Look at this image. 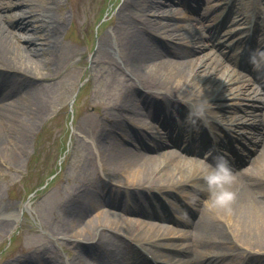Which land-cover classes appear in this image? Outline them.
<instances>
[{"label":"bare ground","instance_id":"6f19581e","mask_svg":"<svg viewBox=\"0 0 264 264\" xmlns=\"http://www.w3.org/2000/svg\"><path fill=\"white\" fill-rule=\"evenodd\" d=\"M58 1L0 0V157L17 156L46 113L64 23L51 11ZM191 1L202 8L193 22L166 0H123L116 50L111 34L100 38L105 82L116 88L97 105L99 119L85 127V185L58 200L63 236L85 242V249L63 259L44 245L4 264H152L145 251L158 264H264V95L249 72L227 61L249 68L263 86L264 72L223 38L230 24L250 23L245 37L251 33L254 49L264 48V16L251 24L253 14H264V0H225L236 6L226 13L210 0ZM200 103L207 105L205 117L194 125L189 107ZM145 116L158 117V127ZM209 129L216 135L205 151L211 161L216 153H237L228 185L235 198L227 208L198 187L204 159L175 148L186 139L188 149L196 146L197 133ZM114 131L137 143L123 145ZM182 196L188 203L174 218L181 227L173 229L163 221Z\"/></svg>","mask_w":264,"mask_h":264},{"label":"rangeland","instance_id":"374dc122","mask_svg":"<svg viewBox=\"0 0 264 264\" xmlns=\"http://www.w3.org/2000/svg\"><path fill=\"white\" fill-rule=\"evenodd\" d=\"M114 1L59 0L52 6L51 11L62 16L64 23L58 31V60L52 66L53 75L57 76L51 81L52 90L46 113L33 127L17 156L0 157V264L18 259L20 262L34 247L44 245L53 246L52 251L63 259L70 257L75 248L85 249V242L76 245L63 236V208L58 200L66 197V191L72 187L85 185L83 165L85 149L90 145L85 139V127L94 116L99 119L96 115L97 105L104 106L102 99L116 88L106 85L104 69L107 65L102 62L104 57L97 51L100 38L107 32L111 34L114 48L117 44L114 24L122 0H118L113 7ZM166 1L185 21L193 22L191 17L201 14L202 8H194L195 1L189 5L181 0ZM224 1L210 0L218 6L224 5L223 13L229 9L236 10L232 1L229 2L230 7ZM19 7L13 6V10ZM259 13L261 17L252 15L251 24L255 19L262 22L264 14ZM249 24H230L225 29L230 28L231 32L225 30L226 35L223 37L225 46L245 52L248 58L255 48L251 33L249 40L244 38ZM238 30L239 33H236ZM204 31L209 32L206 29ZM219 56L222 57V54ZM227 64L238 67L235 61H227ZM247 75L259 94L264 95L260 81ZM91 100L92 104L89 105ZM145 118L158 127V117L150 118L153 121L148 120L147 116ZM100 126L106 127V124L100 123ZM213 131L215 129H209V135L213 136ZM112 133L117 137V131ZM118 140L123 145H132V142H124L122 138ZM231 153L228 152V155L233 159L235 155L232 158ZM201 199L204 201L205 196L202 195ZM176 201L178 206L175 212L179 213L187 206V201L184 197H177ZM173 219L163 222L173 229L180 228L181 225ZM59 236L65 238H57Z\"/></svg>","mask_w":264,"mask_h":264},{"label":"clouds","instance_id":"9594fccd","mask_svg":"<svg viewBox=\"0 0 264 264\" xmlns=\"http://www.w3.org/2000/svg\"><path fill=\"white\" fill-rule=\"evenodd\" d=\"M249 62L257 73L264 72V48L253 49L249 54ZM206 107L205 103L189 107L192 124L195 125L198 119H204ZM200 178L203 181V184L198 186L200 191L208 193L213 205L227 208L235 198V192L228 187L235 179V174L227 155L216 153L212 156L211 163L201 164Z\"/></svg>","mask_w":264,"mask_h":264}]
</instances>
